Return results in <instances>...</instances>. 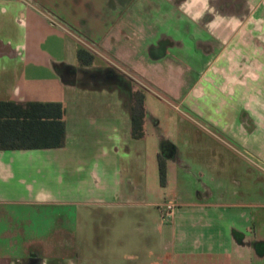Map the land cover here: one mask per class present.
<instances>
[{"label":"crops","instance_id":"1","mask_svg":"<svg viewBox=\"0 0 264 264\" xmlns=\"http://www.w3.org/2000/svg\"><path fill=\"white\" fill-rule=\"evenodd\" d=\"M33 1L0 0V100L62 103L66 140L58 148L0 150V207L63 201L49 182L47 189L34 182L61 159L79 173L86 204L158 206L146 183L149 152L158 180L161 154L166 181L159 185L166 193L173 188L169 203L176 205L161 259L264 264V94H255L264 85H254L264 81V0H118L120 17L100 39L104 59L96 67L78 65L81 36L66 31L64 15H44ZM199 57L201 67L187 79L190 60ZM106 67L127 85L94 83ZM74 71L96 78H75ZM130 81L144 93L139 138L131 134ZM234 97L240 105L229 110ZM76 161L81 166L71 165ZM9 248L0 251V264H32L31 250ZM139 260L127 254L121 264ZM38 264L75 262L42 254Z\"/></svg>","mask_w":264,"mask_h":264},{"label":"rangeland","instance_id":"2","mask_svg":"<svg viewBox=\"0 0 264 264\" xmlns=\"http://www.w3.org/2000/svg\"><path fill=\"white\" fill-rule=\"evenodd\" d=\"M117 1L111 0L110 8L107 7V0L33 2L44 15L48 12L51 15L58 13L64 15L66 21L61 24L66 26L64 27L66 31L70 30L81 36L78 46L87 47L95 54L93 65L96 67L99 66L96 62L100 63L104 59V54L100 53L101 47L98 48L100 39L112 30L111 25L120 17L118 11H115L118 8L115 6ZM89 2L91 6L86 5ZM134 25L138 29L142 23L135 22ZM57 41L60 45L58 39ZM191 61L194 68L187 79L192 78L197 73L195 70L201 67L200 57L199 61L198 58L190 60V63ZM130 83L128 85L132 93L134 86ZM254 85L260 88L264 81H256ZM182 87L185 92L187 86ZM157 92L159 99L177 104L168 95L162 93V97L160 91ZM255 94L263 95L264 86L259 92L256 90ZM159 99L153 100L154 106L160 108L162 112L169 113V108L164 103L160 105ZM232 103L235 104H231L229 110H234L240 105L236 103L235 97L232 98ZM212 111L216 112L214 108ZM148 160L146 183L148 198L152 202L158 201V206L144 204L134 206L131 203L86 204V195L81 193L82 182L79 173L69 171L65 167L70 161L56 160L50 173L39 174L34 182L36 186L40 185L46 189L49 182L55 196L63 201L44 206L14 203L0 207V251L5 249L8 243L12 252H21L25 248L28 251H44L47 254L70 255L76 260L85 257L86 261L80 263L77 261V264H121L122 256L127 254H135L140 258L138 263L136 261L134 264H167L165 259H161V252L165 251L167 240L171 238V217L165 215L163 205L171 202L173 188L171 193L161 189L156 159L153 155L150 156V152ZM71 165L81 166L77 161ZM171 185L174 186L172 179Z\"/></svg>","mask_w":264,"mask_h":264},{"label":"trees","instance_id":"3","mask_svg":"<svg viewBox=\"0 0 264 264\" xmlns=\"http://www.w3.org/2000/svg\"><path fill=\"white\" fill-rule=\"evenodd\" d=\"M79 66H91L95 54L87 47L76 50ZM131 134L143 135L144 93L133 90L130 98ZM65 108L60 102L0 100V150L58 148L65 144ZM158 173L161 185L166 181V163L158 155Z\"/></svg>","mask_w":264,"mask_h":264},{"label":"flooded vegetation","instance_id":"4","mask_svg":"<svg viewBox=\"0 0 264 264\" xmlns=\"http://www.w3.org/2000/svg\"><path fill=\"white\" fill-rule=\"evenodd\" d=\"M103 71L104 72H102V74H101L102 78L99 79L101 81H94V83H100V82H102V83H111V82L116 83V82H118L119 83V81H120L121 84L127 85L126 84L127 81H124L121 76L116 75V73H115L116 70H114L113 68L106 67V69H104ZM73 74H74L75 78L79 77L80 79H83V80H87V79L92 78V77L96 78V73H91L90 71L81 73L80 76L78 75V73L76 71H74ZM94 74H95V76H94ZM110 80H113V81H110ZM114 80H117V81H114ZM130 82L134 86V81H130ZM135 86H136V84H135ZM137 89L142 90L139 85H137L136 89H134V90H137ZM42 254H47V252H44V251L35 252L34 250L33 251L31 250L27 253V257L26 256L25 257L28 260V262H32V264H36V263L38 264L39 261L41 260ZM55 255H60V254H55ZM66 256H70V255H66ZM70 257L73 259L75 264H77V261H79V260H76L72 256H70Z\"/></svg>","mask_w":264,"mask_h":264},{"label":"built area","instance_id":"5","mask_svg":"<svg viewBox=\"0 0 264 264\" xmlns=\"http://www.w3.org/2000/svg\"><path fill=\"white\" fill-rule=\"evenodd\" d=\"M175 204L174 203H166L163 205L164 211H165V215L167 217H171L173 214V211L175 209Z\"/></svg>","mask_w":264,"mask_h":264}]
</instances>
